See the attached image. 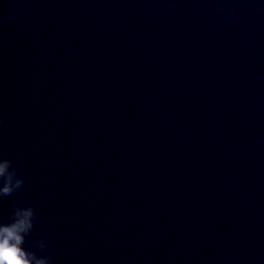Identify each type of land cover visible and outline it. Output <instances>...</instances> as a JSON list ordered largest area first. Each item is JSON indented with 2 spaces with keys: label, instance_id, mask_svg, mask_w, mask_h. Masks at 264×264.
I'll list each match as a JSON object with an SVG mask.
<instances>
[{
  "label": "water",
  "instance_id": "obj_1",
  "mask_svg": "<svg viewBox=\"0 0 264 264\" xmlns=\"http://www.w3.org/2000/svg\"><path fill=\"white\" fill-rule=\"evenodd\" d=\"M0 158L51 264H264V0H0Z\"/></svg>",
  "mask_w": 264,
  "mask_h": 264
},
{
  "label": "clouds",
  "instance_id": "obj_2",
  "mask_svg": "<svg viewBox=\"0 0 264 264\" xmlns=\"http://www.w3.org/2000/svg\"><path fill=\"white\" fill-rule=\"evenodd\" d=\"M11 169V161L0 158V198L20 190L24 179ZM36 212L32 206H17L10 220L0 222V264H51L50 257L38 256L25 247L26 238L35 227ZM40 247L46 245L40 242Z\"/></svg>",
  "mask_w": 264,
  "mask_h": 264
}]
</instances>
